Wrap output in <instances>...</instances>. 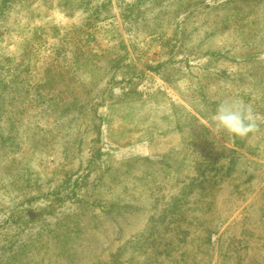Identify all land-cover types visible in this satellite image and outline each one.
Returning a JSON list of instances; mask_svg holds the SVG:
<instances>
[{"label":"rangeland","instance_id":"rangeland-1","mask_svg":"<svg viewBox=\"0 0 264 264\" xmlns=\"http://www.w3.org/2000/svg\"><path fill=\"white\" fill-rule=\"evenodd\" d=\"M0 264H264V1L0 0Z\"/></svg>","mask_w":264,"mask_h":264},{"label":"clouds","instance_id":"clouds-1","mask_svg":"<svg viewBox=\"0 0 264 264\" xmlns=\"http://www.w3.org/2000/svg\"><path fill=\"white\" fill-rule=\"evenodd\" d=\"M212 120L223 132L237 137H246L256 128L250 105L239 100H224L216 107Z\"/></svg>","mask_w":264,"mask_h":264},{"label":"trees","instance_id":"trees-1","mask_svg":"<svg viewBox=\"0 0 264 264\" xmlns=\"http://www.w3.org/2000/svg\"><path fill=\"white\" fill-rule=\"evenodd\" d=\"M264 1V0H263ZM257 128V127H256Z\"/></svg>","mask_w":264,"mask_h":264}]
</instances>
